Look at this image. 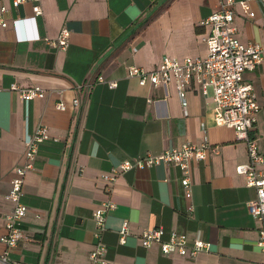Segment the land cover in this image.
Returning a JSON list of instances; mask_svg holds the SVG:
<instances>
[{"label":"crops","instance_id":"crops-1","mask_svg":"<svg viewBox=\"0 0 264 264\" xmlns=\"http://www.w3.org/2000/svg\"><path fill=\"white\" fill-rule=\"evenodd\" d=\"M221 0H40L11 9L0 28V238L12 211L6 199L12 170L25 160L26 144L39 127L50 138L39 146L33 170L24 178L21 202L27 214L23 239L10 253L23 264H91L97 242L93 212L111 201L102 243L107 264H264L257 246L259 227L247 203L255 198L235 172L247 161L234 131L217 127L213 104L187 87L183 107L176 87H140L127 76L129 66L154 69L162 58L205 57L207 18ZM241 1V0H236ZM254 17L235 7L236 37L264 48V0L249 2ZM70 31L66 50L47 44L61 28ZM101 76L115 89L97 83ZM259 106L253 129L264 156V58L245 72ZM34 86L42 99L23 101L10 87ZM79 105L74 106L73 100ZM58 102L65 110L57 109ZM201 124L215 147L190 165L191 197L185 198L181 172L170 165L132 169L113 184L101 179L120 163L146 154L158 156L183 143L199 144ZM264 170V167H263ZM192 211L189 212V208ZM128 235L119 244L123 222ZM162 228L200 234L208 252L195 260L144 248L139 236ZM5 246L0 242V252Z\"/></svg>","mask_w":264,"mask_h":264},{"label":"built area","instance_id":"built-area-1","mask_svg":"<svg viewBox=\"0 0 264 264\" xmlns=\"http://www.w3.org/2000/svg\"><path fill=\"white\" fill-rule=\"evenodd\" d=\"M251 0H221L215 12L206 20L210 27L207 36L203 38L207 54L205 57H185L181 60L164 57L154 69H145L137 66L127 68V76L137 81L138 86L152 88L165 87L174 84L177 96L183 107L186 106L187 87L192 86L204 98L210 99L212 120L215 126L234 131L235 138L243 142L246 149L247 161L238 165L235 172L244 177L246 188L253 189L255 198L247 203L250 216L259 224L257 229V246L264 252V156L260 152L258 143L253 136V129L257 120L259 106L253 86L244 81L245 72L257 69L264 58V48L257 43H241L234 26L235 7L253 18L249 2ZM30 5L34 16L41 14L40 0H0V28H7L4 16L19 6ZM47 44L59 50H66L70 43V31L63 27L56 38L46 40ZM97 83L105 84L109 89H115L117 83L107 81L99 76ZM23 101L42 99L45 91L34 86L20 89L16 85L10 87ZM73 105L78 106L79 100L74 99ZM57 109L65 110V105L58 102ZM203 139L199 144L183 143L172 147L158 156L146 154L131 160H125L114 168L110 174H104L101 179L107 184H113L116 178L132 169H145L158 165H170L178 169L182 177L180 185L184 190L185 198L191 197L190 165L192 162H202L207 155L215 152L205 134V127L201 124ZM50 138L45 127L34 130L25 150L24 162L16 166L10 189L6 199L12 204V211L5 217V234L0 242L5 249L0 252V264H23L11 260L10 253L23 239L21 225L27 214V207L21 202L25 175L33 170V164L38 155L39 146ZM115 209V204L107 201L93 212V221L96 227L94 237L97 242L89 254L91 264H107L105 259L106 247L102 243V234L105 232V214ZM189 212L192 211L190 207ZM119 244L125 243L128 233V224L123 222L117 232ZM165 232L162 228H150L139 236L140 244L144 248L156 245L163 255L177 254L181 257L195 260L200 254L208 252L209 244L204 242L199 233L188 236L176 231Z\"/></svg>","mask_w":264,"mask_h":264}]
</instances>
